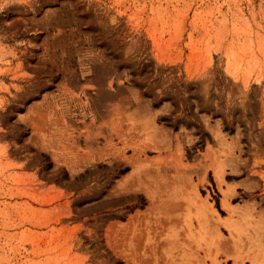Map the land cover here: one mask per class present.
<instances>
[{"label":"rangeland","instance_id":"rangeland-1","mask_svg":"<svg viewBox=\"0 0 264 264\" xmlns=\"http://www.w3.org/2000/svg\"><path fill=\"white\" fill-rule=\"evenodd\" d=\"M0 264H264V0H0Z\"/></svg>","mask_w":264,"mask_h":264},{"label":"bare ground","instance_id":"bare-ground-1","mask_svg":"<svg viewBox=\"0 0 264 264\" xmlns=\"http://www.w3.org/2000/svg\"><path fill=\"white\" fill-rule=\"evenodd\" d=\"M216 177H217V180L221 183H223V175L221 173V170H217L216 171ZM232 187L234 186H228V191L225 192V200L223 202V205H224V208L226 209H230V211L232 212L231 213V216L230 217H227V218H218V221L221 222V224H223L225 227H227L230 231L232 229V223H233V217L234 215L232 214H236V210H235V207L230 205L227 201V198L230 196V192L233 190ZM204 206V204H203ZM201 206V208L203 207ZM206 207L205 208H209L207 205H205ZM204 208V207H203ZM211 209V208H210Z\"/></svg>","mask_w":264,"mask_h":264}]
</instances>
